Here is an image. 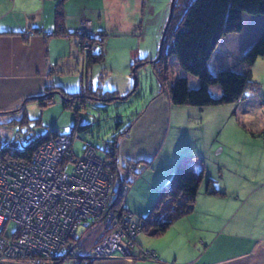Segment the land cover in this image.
<instances>
[{
	"label": "crops",
	"instance_id": "0c3cea01",
	"mask_svg": "<svg viewBox=\"0 0 264 264\" xmlns=\"http://www.w3.org/2000/svg\"><path fill=\"white\" fill-rule=\"evenodd\" d=\"M58 1L0 0V114L18 109L21 104L25 106V99L34 100L52 88L69 94L83 93V82L89 85L92 71L86 51L75 50L73 36H47L56 28ZM82 12H78L75 26L69 24L70 18L64 14V27L68 33L73 29L76 31L86 19ZM253 20L258 26L251 40L258 35L264 17ZM100 33L102 31L97 30L94 34ZM60 45L62 51H55ZM242 69L251 71L260 90L247 100L250 106L242 110V117H236L243 128L253 133V138H258L257 143L225 146L217 130L227 117V109L218 105L202 108L175 105L164 90L148 101L117 143L119 175L129 183L132 176L127 173L129 170L134 169L135 174L150 171L147 173L152 178L149 183L152 193L171 180L179 159L191 155L204 159L207 154L213 156L219 148L218 154L226 153L228 158L226 164L222 160L219 162L224 166V172L216 186L224 194H209L206 184L202 190L201 185L190 214L174 221L162 234H149L153 236L149 243H139L143 248L153 250L158 256L157 261L116 253L109 258L92 259L91 264H264V58H258ZM58 73L62 76L59 83L55 77ZM63 76H67L66 81L61 83ZM99 85L96 89L99 92L120 95L129 91V86ZM249 112L253 114L249 115ZM10 115L15 116L10 118ZM10 115L8 119L12 120L18 114ZM186 126H197L198 129L191 134ZM246 139L244 142L248 141ZM122 204L129 211L124 202ZM83 226L78 245L83 257H88L105 228L101 223ZM83 261L90 264L89 260ZM0 264L32 263L0 260ZM42 264H81V260L72 257L59 263Z\"/></svg>",
	"mask_w": 264,
	"mask_h": 264
},
{
	"label": "rangeland",
	"instance_id": "374dc122",
	"mask_svg": "<svg viewBox=\"0 0 264 264\" xmlns=\"http://www.w3.org/2000/svg\"><path fill=\"white\" fill-rule=\"evenodd\" d=\"M181 1L179 0V3ZM171 2L172 0H70V2L68 0L66 4L67 13L64 11V14L65 17L66 14L69 16V24L75 26L78 12L81 14L83 11L85 21L91 22V29L101 30L104 33L103 48L99 46L98 50L94 51L95 54H102L103 59L97 60L98 62H93L91 65L92 72L89 85L83 82V93L85 96H89L82 98L84 100L83 106H81L80 100L72 102L71 98H68L70 101L67 99V102H70L71 105L70 107H64V97L59 89L51 90L54 95H52L53 101L47 106H42L38 99H25L24 110L27 113L28 120L36 124L40 134L45 135L52 130H56L71 135L72 128L86 123L89 124L86 130L78 132V128H75L73 131L74 136L80 135V139L74 141V152L81 154L86 142L102 150L105 142L114 140L117 134L133 121L137 113L144 110L148 101L163 89L162 82L154 71L153 63L156 62L159 55L163 31L170 15ZM82 6L84 9H81ZM71 10L72 13L69 14L68 11ZM252 18L254 17L245 16L243 41L252 38L256 33L258 22H255ZM74 31L75 29L72 30V32ZM72 40L75 43L76 51L81 50V48L83 51L85 50L84 44L88 40L87 36H83L82 39L81 36H73ZM81 43H83V47H80ZM58 48L55 51L60 49L62 51V45ZM243 66L245 64H242L234 53L228 52L224 48L219 49L209 62L211 74H216L222 68H231L242 72ZM167 67L168 80H165L166 83L187 76L192 87L199 86V79L183 70L176 56L173 55L168 59ZM60 68L66 73L64 68ZM55 77L56 82L59 83V77H62L61 74L58 73L57 76L55 74ZM65 77L67 76H63L61 83L66 81ZM99 84L119 88L129 86V91L119 96H126L133 89L134 91L128 99L98 100L93 94L90 96V92L96 90L100 86ZM210 91L215 97L222 94V88L218 84L211 86ZM253 95H255V92L248 90L243 100L218 105V107L227 109V117L222 120L217 130L225 146L232 147V144L237 146L240 142L246 144L257 143L258 138H253V133L251 134V131L243 128V124L236 117V115H240L239 118L242 117V110H246L250 106L248 101ZM14 110L0 114L2 116L0 132H8L13 126L8 121L10 120L8 116L13 114ZM15 113L18 114L16 118H22V112ZM250 113L249 115L253 114ZM13 116L10 115V118H13ZM120 122L122 124H119ZM187 129L190 130L191 134H194L198 127L186 126ZM245 139L247 142H244ZM217 150L212 154L213 156L207 154L204 157L206 166L205 183L203 182L201 190L208 178L215 180L216 186L221 180V173L224 172L222 167L224 166L219 162L222 160L226 164L228 158L226 153L224 155L218 154ZM129 171H131L129 176H132L129 177V183H127L129 190L123 202L129 212L136 217L145 216L156 201L158 192L152 193V190L150 191L149 183L152 178L147 173L150 171H140L137 174L134 173V169ZM144 173H146L145 176ZM134 179L136 180L134 181ZM117 208L120 207L117 206ZM14 230L15 223L10 221L5 233L10 235ZM83 230L84 226L82 225L78 228V233L81 235ZM152 237L149 233L143 231L138 237V243H149Z\"/></svg>",
	"mask_w": 264,
	"mask_h": 264
},
{
	"label": "built area",
	"instance_id": "2783aa9c",
	"mask_svg": "<svg viewBox=\"0 0 264 264\" xmlns=\"http://www.w3.org/2000/svg\"><path fill=\"white\" fill-rule=\"evenodd\" d=\"M75 33L90 37L91 22L83 20ZM84 47L90 49L88 40ZM47 135L42 141L36 124L30 121L0 132V260L42 264L83 258L78 228L101 223L105 232L93 245L90 258L119 253L157 261L153 250L138 243L143 219L113 205L117 186L108 157L112 142H105L102 150L86 142L81 154H76L73 145L79 134L52 130ZM39 141L29 160L8 155ZM127 191L125 184L121 194ZM10 221L15 230L7 235Z\"/></svg>",
	"mask_w": 264,
	"mask_h": 264
},
{
	"label": "trees",
	"instance_id": "16d2710c",
	"mask_svg": "<svg viewBox=\"0 0 264 264\" xmlns=\"http://www.w3.org/2000/svg\"><path fill=\"white\" fill-rule=\"evenodd\" d=\"M65 1H58L56 28L53 33H49L47 36L69 35L80 37L75 32L68 33L64 27ZM246 15L254 18L264 17V0H182L181 3H179V0H175L174 11L164 38L161 57L153 63L154 71L162 82V90L168 92L173 104L202 108L243 100L248 90L258 93L260 85L253 81L249 69L238 72L231 68H222L216 74H211L209 70L211 58L221 48L234 53L240 62L245 65H252L258 58H264V24L253 40L250 38L243 41L242 34L245 28ZM104 38L103 32L98 36L92 33L90 37H87L88 42L91 44L90 49L86 51L90 66L93 62L103 59L102 54H95L94 51L98 50L99 46L103 48ZM231 41H234V43ZM93 46H96V49ZM173 55L177 57L183 70L199 79V86L192 87L187 76L179 77L172 82H165L166 79L168 80V59ZM215 84L220 85L222 88V94L219 97L213 96L210 91V87ZM51 90L54 89H49L44 95L36 98L42 106H47L53 101ZM60 93L64 97V107H70L71 105L70 102H67L68 98H71L72 102L80 100L81 106H83L84 100L82 98L89 97L88 95L85 96L84 93L69 94L62 91ZM92 94L98 100L105 101L117 100L116 97L119 96L116 92H99L98 90L91 91L90 96ZM18 111L22 112V118L10 120L13 125L30 121L24 110V104L14 110L13 113ZM119 124H122V122ZM88 127L89 124L86 123L77 125L72 128L71 132L73 133L75 128H78V132H80ZM129 127L130 124L125 126L111 141L113 150L112 154L108 155L112 161V171L117 186L113 205L120 207V211L126 210L122 204L124 195L121 194V188L127 184V180H124L117 170V143L119 136L124 135ZM47 137V134L42 135V141ZM40 143L41 141L11 154L8 152V155L29 160ZM205 168L204 159L198 155L186 156L177 161L173 177L159 189L157 199L149 213L146 216H140L144 221V232L151 235L162 234L174 221L193 211L196 197L205 177ZM206 192L215 195L224 194L216 187L212 178H208L206 181ZM79 259L81 263H85L83 259L89 260L90 264L93 261L89 256ZM59 262V260L56 261V263Z\"/></svg>",
	"mask_w": 264,
	"mask_h": 264
},
{
	"label": "water",
	"instance_id": "95a60500",
	"mask_svg": "<svg viewBox=\"0 0 264 264\" xmlns=\"http://www.w3.org/2000/svg\"><path fill=\"white\" fill-rule=\"evenodd\" d=\"M174 3H175V0H172L171 2V7H170V15H169V18H168V21L166 23V26L164 28V31H163V35H162V40H161V44H160V48H159V55H158V58L159 59L161 57V53H162V49H163V43H164V38H165V35H166V31L169 27V24H170V21H171V18H172V15H173V11H174ZM134 91V89H133ZM132 92H130L128 95L126 96H117L116 99L117 100H121V99H126L128 98L130 95H132Z\"/></svg>",
	"mask_w": 264,
	"mask_h": 264
},
{
	"label": "clouds",
	"instance_id": "9594fccd",
	"mask_svg": "<svg viewBox=\"0 0 264 264\" xmlns=\"http://www.w3.org/2000/svg\"><path fill=\"white\" fill-rule=\"evenodd\" d=\"M94 33V32H93Z\"/></svg>",
	"mask_w": 264,
	"mask_h": 264
}]
</instances>
